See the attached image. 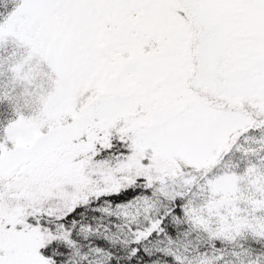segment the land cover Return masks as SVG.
Listing matches in <instances>:
<instances>
[{
  "label": "snow or ice",
  "instance_id": "1",
  "mask_svg": "<svg viewBox=\"0 0 264 264\" xmlns=\"http://www.w3.org/2000/svg\"><path fill=\"white\" fill-rule=\"evenodd\" d=\"M0 264H264V0H0Z\"/></svg>",
  "mask_w": 264,
  "mask_h": 264
}]
</instances>
